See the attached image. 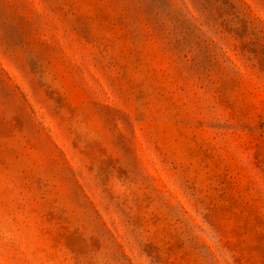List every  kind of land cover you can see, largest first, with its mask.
<instances>
[{
    "label": "rangeland",
    "instance_id": "obj_1",
    "mask_svg": "<svg viewBox=\"0 0 264 264\" xmlns=\"http://www.w3.org/2000/svg\"><path fill=\"white\" fill-rule=\"evenodd\" d=\"M0 264H264V0H0Z\"/></svg>",
    "mask_w": 264,
    "mask_h": 264
}]
</instances>
